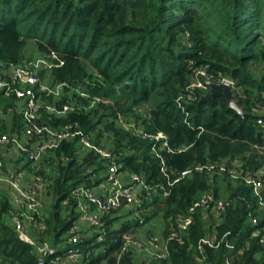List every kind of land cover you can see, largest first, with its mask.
Wrapping results in <instances>:
<instances>
[{
    "label": "trees",
    "instance_id": "16d2710c",
    "mask_svg": "<svg viewBox=\"0 0 264 264\" xmlns=\"http://www.w3.org/2000/svg\"><path fill=\"white\" fill-rule=\"evenodd\" d=\"M30 41L40 55L27 56ZM52 51L63 61L53 69L56 80L73 87L57 104L83 107L51 120L44 106L39 123L77 124L95 132L94 141L116 152L123 169L144 173L149 182L158 183L164 181L162 159L179 170L224 159H238L244 171L264 167V125L258 122L264 121V0H0V63L33 60ZM206 64L214 80H234L246 119L222 93L203 98L209 87L197 88L194 98L186 97L195 69ZM97 96L103 100L88 107ZM15 101L0 96L5 110L17 107ZM50 101L53 97L45 102ZM145 105L149 107L144 111L140 106ZM133 113L144 132H163L172 148H184L169 151L162 141L118 121L121 115L132 122ZM22 119L15 111L10 130L20 128ZM105 168V161L94 150L83 149L78 138L50 152L41 172L46 174L43 181L51 201L43 209L44 226L31 228L33 235L39 234L37 241H48L60 253L83 249L80 264H194L201 254L200 240L211 233L225 239L218 247H206L208 264H224L230 245L243 249L235 256L236 264H264V246L251 237L256 227L250 213L259 215L256 197L242 178L227 174L196 171L177 182L169 196L145 198V213L135 215L124 207L105 212L100 230H82L83 237L70 242L68 233L81 215L72 192L104 179ZM207 190L229 201L217 223L197 211L184 243L172 241L166 260L141 261L132 247L120 254L126 231L143 229L162 212L165 230L160 235H166L176 216ZM12 211L10 197L0 194V264H38L36 245L19 237ZM100 233L104 241L98 240Z\"/></svg>",
    "mask_w": 264,
    "mask_h": 264
},
{
    "label": "built area",
    "instance_id": "2783aa9c",
    "mask_svg": "<svg viewBox=\"0 0 264 264\" xmlns=\"http://www.w3.org/2000/svg\"><path fill=\"white\" fill-rule=\"evenodd\" d=\"M63 61L58 58L55 52H51L41 58L24 60L18 63H0V96L3 98H15L17 107L10 106L8 111H17L22 115L23 124L20 128L11 131H0V148L8 147L17 151L26 159L30 166L21 168L16 172H6L4 159L0 153V186L7 185L16 194L12 196L14 204L11 219L16 231L21 239L36 245L39 253L38 264H80L85 251L81 248L71 247L65 252L58 249L48 241L40 243L36 236L31 233V228H40L44 224V204L40 197V191L46 187L47 181H43L45 173L41 172L42 162L49 156L50 152L57 148L64 141L79 139V144L83 149L94 150L101 159L105 161L104 179L94 182L93 186L81 185L76 187L72 194L78 199L77 208L81 215L71 227L68 236L72 243L78 242L82 237V230L90 227L100 230L103 226L102 215L120 207H125L133 214L145 213L142 209L145 198L149 196H169L172 187L185 177L194 172H206L210 176L216 174H227L230 177L242 178L249 185L257 200L259 215H251L252 224L256 227L251 237L257 238L264 246V167L258 170L244 171L238 159L228 161L227 159L206 163H196L185 169L169 168L165 160L161 161V172L164 181L151 183L146 174L123 169V164L118 162L117 153L94 141L95 132L89 133L77 124H65L54 126L46 123H39L42 118V109L45 106L49 114V119L62 117L71 111L78 110L83 106L74 103L57 104V101L73 89L65 82L56 80L53 69L62 65ZM214 80L213 74L209 72V64L197 67L192 76V81L187 89L191 92L186 97H195V90L208 87L207 81ZM219 83L229 85L235 84L230 76L219 77L214 80ZM81 95L88 97V93L80 88L76 89ZM47 97H53L54 101L46 103ZM184 95L180 96V101ZM99 96L92 98L90 105L101 102ZM118 121L131 127L138 134L145 137H152L157 141H162L163 147L169 151L182 150L184 147L172 148L169 145L167 135L163 132L151 135L137 126L135 119L128 122L123 116H119ZM264 125L262 118L258 119ZM153 150L157 152L154 144ZM162 157V156H161ZM50 175L54 174L49 166L46 167ZM90 171H92L90 169ZM95 175V174H94ZM229 201L217 197L212 190H207L196 199L185 213L176 216L174 224L169 227L166 235L148 232L143 229H130L123 234L124 243L120 254L124 253L128 247H132L141 261L149 259L166 260L170 256V244L172 241L184 243L185 234L189 226L194 223L197 211L210 215L217 223L226 212ZM139 215V214H138ZM263 226H259L260 223ZM99 241H104V233L97 235ZM225 239H217L211 233L203 237L198 245L200 255L194 264H208L205 250L207 246L218 247ZM230 252L225 256L224 264H236L235 256L243 252L235 245H230ZM264 255V251L261 253Z\"/></svg>",
    "mask_w": 264,
    "mask_h": 264
},
{
    "label": "rangeland",
    "instance_id": "374dc122",
    "mask_svg": "<svg viewBox=\"0 0 264 264\" xmlns=\"http://www.w3.org/2000/svg\"><path fill=\"white\" fill-rule=\"evenodd\" d=\"M38 53V55H40L39 53H41L39 50H36L35 48H34V46H33V44H32V42L30 41L28 44H27V46H26V54H27V56H29V55H32V54H37ZM37 55V56H38ZM36 58H41V56H39V57H36ZM212 81H214V80H212ZM207 88L208 87H206V88H203V89H201V90H207ZM233 88H234V84H233ZM206 94V93H205ZM204 94V95H205ZM147 107H149L148 105H145V106H140V108L142 109V110H147L146 108ZM0 109L3 111V112H0V117L2 118V117H6V119H8L9 117L8 116H11L12 118H13V116H14V112H12L13 110H10V111H8L7 110V113H5V109H4V107H0ZM131 118L132 119H135L136 120V115H135V113H133L132 114V116H131ZM105 140V139H104ZM13 150H11V151H9V157H11L12 155H13V152H12ZM16 159H17V161H20V163L19 164H22V166H23V168H25V166H26V163H28L27 161H26V159L22 156V154L20 155H16ZM4 186H5V184H4ZM7 186V185H6ZM10 187H8L7 189L6 188H3V189H0V194H5V195H13L14 196V194H16V192L14 191V190H12V189H9ZM6 189V192L4 191ZM40 197H41V199H42V201H43V204H44V208L43 209H45V210H47L48 208H49V203H50V201H51V196H50V194H48L47 193V189H46V187H43L42 188V190L40 191ZM10 197V196H9ZM220 198H222V199H225V198H223V197H220ZM12 205L13 206H16V204H14V202L12 201ZM125 208V207H124ZM130 217H132V215L130 216ZM125 219H126V216H125ZM10 222H11V220H10ZM165 224H164V219H163V216H162V212H159V214L157 215V216H155V217H153L152 219H151V221H149L144 227H143V229H152L153 230V232H155V233H157V234H162L163 232H164V230H165Z\"/></svg>",
    "mask_w": 264,
    "mask_h": 264
},
{
    "label": "crops",
    "instance_id": "0c3cea01",
    "mask_svg": "<svg viewBox=\"0 0 264 264\" xmlns=\"http://www.w3.org/2000/svg\"><path fill=\"white\" fill-rule=\"evenodd\" d=\"M3 98V97H2ZM17 102V101H15ZM17 104V103H16ZM0 107H3V103L0 102ZM0 112H3L1 109H0ZM5 113H7V110H5ZM9 118L6 119V117H0V131H6L5 128L9 129V131H11L10 129H12L13 125H14V121H13V118L11 116H8ZM13 149L11 148H8V147H1L0 148V153L4 159V163H5V170L6 172L10 173V172H16L18 171L19 169L23 168L22 164H19L20 161H17L16 159V155H19V153L15 150H13V155L11 157H9L10 153L9 151H11ZM26 167V166H25ZM9 186H0V189H3V188H8ZM6 189L4 190L6 192ZM10 189V188H9ZM10 196V199L13 201L12 199V196L13 195H9Z\"/></svg>",
    "mask_w": 264,
    "mask_h": 264
},
{
    "label": "water",
    "instance_id": "95a60500",
    "mask_svg": "<svg viewBox=\"0 0 264 264\" xmlns=\"http://www.w3.org/2000/svg\"><path fill=\"white\" fill-rule=\"evenodd\" d=\"M207 85L209 87V90L204 95L203 98L210 99L214 95L218 93H222L225 95L227 102L229 106L233 109H235L238 113L243 115V117L246 119V111L243 106H241L236 99V95L234 93V88L232 85L226 84V83H219L216 81L208 80Z\"/></svg>",
    "mask_w": 264,
    "mask_h": 264
}]
</instances>
